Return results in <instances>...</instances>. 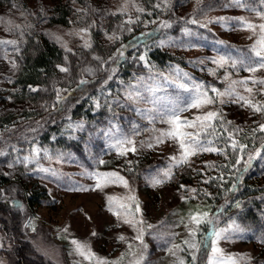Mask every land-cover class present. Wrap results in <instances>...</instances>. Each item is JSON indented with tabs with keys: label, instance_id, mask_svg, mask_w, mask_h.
Here are the masks:
<instances>
[{
	"label": "rangeland",
	"instance_id": "rangeland-1",
	"mask_svg": "<svg viewBox=\"0 0 264 264\" xmlns=\"http://www.w3.org/2000/svg\"><path fill=\"white\" fill-rule=\"evenodd\" d=\"M157 1L153 15L142 0H72L64 26L38 19L50 0H21L62 49L25 97L13 80L28 19L21 3L0 8V173L39 195L20 207L33 261L264 264V226L246 228L235 199L211 212L251 159L264 187V0ZM97 77L82 108H57ZM13 247L0 230V264Z\"/></svg>",
	"mask_w": 264,
	"mask_h": 264
},
{
	"label": "trees",
	"instance_id": "trees-1",
	"mask_svg": "<svg viewBox=\"0 0 264 264\" xmlns=\"http://www.w3.org/2000/svg\"><path fill=\"white\" fill-rule=\"evenodd\" d=\"M51 4L46 7L43 12L37 15L38 19H43L45 23L50 25H68L69 17L72 12V0H50ZM77 4H84L86 0H74ZM147 10L157 15V0H142ZM21 3L18 0H0V8L5 6H13L14 3ZM21 11L26 17L25 29L28 35V48L24 54V61L17 72L13 82L18 87L20 95L25 97L27 93L31 94L30 89L38 88L43 80L49 79L57 74V65L62 58V49L55 42L41 34L29 21L32 19L28 5L21 3ZM152 26L148 32H135V38L140 36H150L156 38L157 30ZM25 50V51H26ZM30 50V52H29ZM149 59L155 63L162 65L167 62L174 61L171 55L165 51L155 49L148 55ZM107 80L95 78L92 80H80L69 91L58 97L56 106L58 109L73 110L82 108L87 101L88 96L96 92L99 88L106 85ZM34 92V91H33ZM255 167L253 159L237 174V180L232 185L224 200H220L216 204L213 202L211 212L219 215L225 211L228 203L232 199L237 200L233 213L243 223L246 228L257 230L264 226V187L259 182L258 171ZM257 174V176H256ZM255 176V177H254ZM253 177V178H252ZM236 194V198H232ZM39 195L37 191L28 192L26 186L16 180H11L7 176L0 173V230L11 239L14 250L12 251L9 264H49L42 261H33L27 255L30 251L28 240L25 238L23 226L26 223L28 209L33 202L37 201ZM233 201V200H232ZM26 207V212L20 208L21 205ZM8 213V216L4 213ZM213 214V216H214ZM11 217H14L11 222ZM214 220L207 225V237L213 230ZM206 234V233H205ZM204 234V236H205Z\"/></svg>",
	"mask_w": 264,
	"mask_h": 264
}]
</instances>
